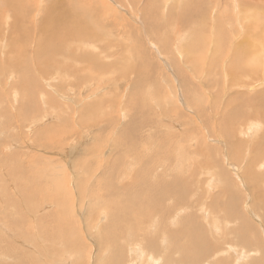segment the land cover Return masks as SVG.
I'll use <instances>...</instances> for the list:
<instances>
[{"label":"rangeland","instance_id":"374dc122","mask_svg":"<svg viewBox=\"0 0 264 264\" xmlns=\"http://www.w3.org/2000/svg\"><path fill=\"white\" fill-rule=\"evenodd\" d=\"M95 1L0 0V264H115L107 247L116 237L123 264L180 262V254L165 255L155 239L140 237L158 230L155 215L138 212L147 205L144 180L129 191L134 203L123 190L146 176L156 191L160 171L175 181L178 190L168 191L184 196L182 204L174 194L161 202L185 210L178 227L194 230L189 215L209 210L201 228L217 249L231 248L221 257L229 264L264 263V210L258 205L264 201V0ZM76 2L80 16L71 31L86 42L71 39L58 53L39 45V19L45 22L58 7L75 12ZM249 37L255 42L246 44ZM35 50L57 74L43 77ZM104 176L105 185L99 181ZM120 201L144 224L131 219L125 229L118 216L106 225ZM148 204L157 205L152 198ZM228 205L244 213L242 222L229 209L225 216L215 211ZM216 219L225 220L219 232L209 224L217 225ZM141 239L148 241L138 244ZM157 244L166 249L165 241ZM241 252L247 258L237 260Z\"/></svg>","mask_w":264,"mask_h":264},{"label":"bare ground","instance_id":"6f19581e","mask_svg":"<svg viewBox=\"0 0 264 264\" xmlns=\"http://www.w3.org/2000/svg\"><path fill=\"white\" fill-rule=\"evenodd\" d=\"M114 1V0H113ZM190 1H192V0H190ZM197 1L198 0H194V4L196 5V3H197ZM200 1V0H199ZM68 2H69V0H68ZM91 2L93 3V2H96L95 0H91ZM203 2H205V1H203ZM222 2V1H221ZM224 2V1H223ZM237 2V0L234 2V3H236ZM150 3V2H149ZM155 3L156 2H154L153 3V6L155 5ZM158 3V2H157ZM202 3V2H201ZM201 3H199V4H201ZM233 3V5H235ZM164 4H166V3H164ZM96 5V4H95ZM220 5H222V4H220ZM232 5V6H233ZM79 6H81V4L78 2H76V5H74V7L76 8L75 9V12H73L72 10H68V11H66V10H63L62 8H60V7H58L57 8V10L56 11H54V12H49V17H48V19L45 21V22H42V20L41 19H39V23H38V32H37V41L36 42H39L40 44L39 45H41L42 47L44 46V47H49L50 49H55V52L56 53H58L59 51H60V49H62L64 46L65 47H68V46H66L67 45V42L69 41V40H71V39H77L78 41H81V42H86V40L88 39V38H86L85 37V35L83 36V35H81L80 34V36L78 35V36H76V34H75V32H73V31H71V28H73L74 26H75V24L79 21V16H80V7ZM102 6V5H101ZM158 6V5H157ZM160 6V5H159ZM184 7H185V5H183ZM242 6V5H241ZM201 7V6H200ZM102 8V7H101ZM154 8V7H153ZM161 8V7H160ZM164 8V7H163ZM263 8H264V6H263ZM146 9V8H145ZM157 9H159V8H157ZM156 8H155V10H157ZM185 9H186V7H185ZM234 9V8H233ZM239 9H240V11L241 10H244L243 8H240L239 7ZM164 10V9H163ZM188 10H189V8H188ZM194 10V9H193ZM192 9L190 10V12H192L193 11ZM196 10V9H195ZM197 10H198V8H197ZM235 10V9H234ZM255 10V9H254ZM102 11V10H101ZM104 11V10H103ZM149 11V10H148ZM236 11V10H235ZM262 11H264V10H262ZM147 12V11H146ZM158 12V11H157ZM173 12V11H172ZM172 12H170V13H172ZM188 11H186V13H187ZM197 13H199V14H201L200 12V10H199V12L198 11H196ZM100 13V12H99ZM173 13H175V12H173ZM235 13V12H234ZM97 14V13H96ZM111 14L113 15V12H111ZM155 14H156V11H155ZM177 14L178 13H175V16L177 17V19L179 18L178 16L180 15H178L177 16ZM98 15H100V14H98ZM97 15V16H98ZM102 15V14H101ZM111 15V16H112ZM114 15H115V12H114ZM149 15V14H148ZM166 15V14H165ZM170 15H172V14H170ZM233 15H236V14H233ZM93 16H96L95 15V12H94V14H93ZM96 16V17H97ZM146 16V15H145ZM151 18L153 17V16H151V15H149ZM156 16H157V14H156ZM166 16H168V15H166ZM173 16V15H172ZM187 16V15H186ZM190 16V15H189ZM223 16V15H222ZM95 17V18H96ZM161 17V16H160ZM97 18H99V17H97ZM168 18V17H167ZM187 18V17H186ZM165 19V18H164ZM188 19V18H187ZM222 19V18H221ZM236 19V18H235ZM114 20H115V18H114ZM116 20H117V18H116ZM150 20V19H149ZM152 21H153V19H151ZM108 21H112V20H108ZM2 22V21H1ZM116 22V21H115ZM118 22V21H117ZM217 22H219V21H217ZM243 22V21H242ZM244 23V22H243ZM103 24V23H102ZM107 24V23H106ZM110 24V23H109ZM115 24H117V23H115ZM152 24V23H151ZM241 24V23H240ZM244 24H246V23H244ZM226 25V24H225ZM243 25V24H242ZM100 26H103V25H100ZM234 26V25H233ZM233 26H231V27H233ZM246 26V25H245ZM152 27V26H151ZM158 27V26H157ZM235 27V26H234ZM233 27V28H234ZM16 28V27H15ZM150 28V27H149ZM148 28V29H149ZM154 28H155V26H154ZM153 28V29H154ZM232 28V29H233ZM241 28H243V27H241ZM247 28V27H246ZM8 29H10V27L8 28ZM113 29V28H112ZM156 29V28H155ZM239 29V28H238ZM11 30V29H10ZM108 30V29H107ZM215 30H217V29H215ZM224 30V29H223ZM222 30V31H223ZM226 30V29H225ZM224 30V31H225ZM229 30H231V29H229ZM247 30H249V29H246V31ZM12 31V30H11ZM40 31V32H39ZM156 32H157V30H155ZM154 31V32H155ZM227 31V30H226ZM232 31V30H231ZM245 31V32H246ZM108 32H109V30H108ZM155 32V33H156ZM217 33L218 32H220V31H216ZM233 32V31H232ZM231 32V33H232ZM251 32H253V30H251L249 33H251ZM254 32H257V31H254ZM96 33V32H95ZM103 33V32H102ZM102 33H99V34H102ZM105 33V32H104ZM228 33V32H227ZM238 33H239V31H238ZM3 34V33H2ZM9 34V33H8ZM108 34V33H107ZM210 34V33H209ZM256 34V33H255ZM95 35H97V33L96 34H94V36ZM103 35V34H102ZM105 35H106V33H105ZM109 35V34H108ZM150 35V34H149ZM223 35V34H222ZM236 35V34H235ZM245 35H248V33L247 34H245ZM258 35H259V33H258ZM261 35V34H260ZM259 35V36H260ZM34 36V35H33ZM110 36V35H109ZM108 36V37H109ZM218 36H220V35H218ZM234 36V35H233ZM232 36V37H233ZM248 36H251V35H248ZM248 36H246V38H248ZM252 36H253V34H252ZM255 36V35H254ZM258 36V37H259ZM102 37V36H101ZM110 37H112V36H110ZM156 37V36H155ZM165 37V36H164ZM261 37V36H260ZM260 37L259 38H256V37H254V38H256V41L258 40V39H260ZM161 38V37H160ZM163 38V37H162ZM244 38H245V36H244ZM252 38V37H251ZM109 39V38H108ZM111 39V38H110ZM114 39V38H113ZM164 39V38H163ZM163 39H162V41H163ZM166 39V38H165ZM165 39H164V41H165ZM218 40V39H217ZM229 40V39H228ZM227 40V41H228ZM241 40V39H240ZM5 41V40H4ZM13 41H14V39H13ZM16 41V40H15ZM162 41H160V42H162ZM241 41H244L243 40V38H242V40ZM259 41L260 40H258L257 42L259 43ZM151 42V41H150ZM209 42V41H208ZM213 42V41H212ZM230 42H231V40H230ZM250 42H255L254 40H252V41H250V37H249V40H248V42H246V44H248V43H250ZM214 43V42H213ZM244 43V42H243ZM64 44H66V45H64ZM165 44V43H164ZM195 44V43H194ZM255 44H257V43H255ZM38 45V46H39ZM69 45V44H68ZM159 45H160V43H159ZM175 45H177V44H175ZM218 45V44H217ZM221 46L223 45V44H220ZM235 45V44H234ZM250 45V44H249ZM248 45V46H249ZM253 45V44H252ZM37 46V47H38ZM69 46H71V45H69ZM154 46H156L155 44H154ZM161 46H163L164 47V45H162L161 44ZM171 46H172V43H171ZM213 46H215V45H213ZM224 46V45H223ZM236 46V45H235ZM241 46V45H240ZM246 46V45H245ZM251 46V45H250ZM167 48H168V46H166ZM177 47H178V45H177ZM188 47V46H187ZM242 47V46H241ZM241 47H239V48H241ZM147 48V47H146ZM145 48V49H146ZM183 48H186V47H183ZM215 48V47H214ZM217 48V47H216ZM238 48V49H239ZM64 49V48H63ZM160 49V48H159ZM188 49H190L189 47H188ZM194 49V48H193ZM242 49H243V47H242ZM241 49V50H242ZM158 50V49H157ZM171 51H169L168 50V52H170V53H172V49H170ZM211 50V49H210ZM216 50V49H215ZM214 50V51H215ZM36 51V50H35ZM34 51V52H35ZM72 51V50H71ZM155 51V50H154ZM159 51H161V50H159ZM163 51H164V48H163ZM181 51V50H180ZM179 51V52H180ZM183 51H185V50H183ZM194 51H196V50H194ZM33 52V53H34ZM22 53V52H21ZM41 53H43V51H41L40 53H37V51H36V53H35V55H36V59H39L40 61H36V63H38V62H41L40 63V65H39V70H40V72L44 75L43 77H45V76H48V77H46V78H49V75H50V77H51V75H53L54 73L55 74H57V69L54 67V66H52L51 65V60L48 62V61H46L44 58H42V55H40V56H38V54H41ZM46 53H48V52H46ZM72 53V52H71ZM136 53V52H135ZM161 53V52H160ZM178 53V52H177ZM51 54H54V53H51ZM168 54V53H167ZM173 54V53H172ZM180 55H181V53H179ZM194 54H196V53H194ZM261 54H262V52H261ZM14 55V54H13ZM138 55H139V53H138ZM154 55V54H153ZM156 55V54H155ZM174 55V54H173ZM206 55V54H205ZM15 56V55H14ZM32 56H34V55H32ZM106 56V55H105ZM141 56V55H140ZM142 56H146V55H142ZM182 56V55H181ZM16 57H18V56H16ZM108 57V56H107ZM174 57V56H173ZM176 57V56H175ZM217 58H218V56H216ZM239 57L241 58L242 56H240L239 55ZM260 57H263V56H260ZM46 58V57H45ZM146 57H144V59H145ZM177 58H179V57H177ZM176 58V59H177ZM184 58V57H183ZM197 58V57H196ZM217 58H215V59H217ZM68 59H70V57H68ZM74 59H75V57H74ZM77 59V58H76ZM81 59V58H80ZM80 59H78V60H80ZM86 59V58H85ZM173 59H175V58H173ZM186 59V58H185ZM27 60V59H26ZM71 60H72V58H71ZM82 60V59H81ZM80 60V61H81ZM182 60V59H181ZM228 60H230V58L228 59ZM237 60V59H236ZM61 61H63V59L61 60ZM88 61V60H87ZM140 61V60H139ZM147 61V60H146ZM175 61V60H174ZM177 61H180V60H177ZM231 61V60H230ZM71 62V61H70ZM141 62V61H140ZM191 62V61H190ZM213 62H215V60L214 61H212L211 63H213ZM218 62V61H217ZM232 62V61H231ZM233 62H236V61H233ZM232 62V63H233ZM260 62V61H259ZM64 63V62H63ZM146 63H148V62H146ZM150 63V62H149ZM261 63V62H260ZM59 64L60 63H58L57 64V66H59ZM93 64V63H92ZM178 65H179V63H177ZM184 64V63H183ZM218 64V63H217ZM227 64V63H226ZM67 65V64H66ZM65 65V66H66ZM70 66H71V64H69ZM147 65V64H146ZM182 65V64H181ZM229 65H231V63H229ZM252 65V64H251ZM261 65V64H260ZM41 66H43V67H41ZM69 66V67H70ZM182 66H184V65H182ZM210 66V65H209ZM63 67H64V65H63ZM62 67V68H63ZM69 67H68V69H69ZM185 67V66H184ZM189 67V66H188ZM216 67V66H215ZM252 67H253V65H252ZM24 68H26V67H24ZM59 69H60V67H58ZM66 68V67H65ZM89 68V67H88ZM118 68H120V67H118ZM256 68V67H255ZM138 69V68H137ZM182 69V68H181ZM179 70H180V68H179ZM206 70V69H205ZM4 71V70H3ZM13 72H15L16 74H18V68H14L13 70H12ZM30 71H33V70H30ZM36 71L39 73V71L36 69ZM56 71V72H55ZM182 72H183V70H182ZM234 72H237V71H234ZM1 73V72H0ZM222 73H224L225 74V72H222ZM239 73V72H238ZM261 73V72H260ZM264 73V72H263ZM36 75V74H35ZM39 75H40V73H39ZM221 75V74H220ZM214 76V75H213ZM234 76V75H233ZM235 76H237V75H235ZM234 76V77H235ZM42 77V78H43ZM189 77V76H188ZM215 77V76H214ZM20 78V77H19ZM25 78V77H24ZM23 78V79H24ZM36 78V77H35ZM38 78V77H37ZM53 79H54V77H52ZM208 78V77H207ZM45 79V78H44ZM133 79V78H132ZM24 80H26V79H24ZM43 80V79H42ZM216 80V79H215ZM27 81V80H26ZM46 81V80H45ZM44 81V82H45ZM180 81V80H179ZM252 81V80H251ZM260 81V80H259ZM38 82V81H37ZM49 82H50V80H49ZM143 82V81H142ZM253 82V81H252ZM258 82V81H257ZM38 84V83H37ZM47 84H48V82H47ZM91 84H92V82H91ZM172 84V83H171ZM186 84H189V82L187 81L186 82ZM32 85H33V82H32ZM49 85V84H48ZM173 85H175V84H173ZM184 85V84H183ZM241 85V84H240ZM248 85V84H247ZM35 86V85H34ZM33 86V87H34ZM176 86V85H175ZM253 86V85H252ZM19 87V86H18ZM100 87V86H99ZM138 87V86H137ZM185 87V86H184ZM50 88V87H49ZM35 89V88H34ZM40 89V88H39ZM193 89V88H192ZM204 90V89H203ZM206 91V90H205ZM221 91V90H220ZM197 91L195 90V92L194 93H196ZM261 92H264V90H261ZM32 93H33V91H32ZM159 93V92H158ZM161 93H164V92H161ZM209 93V92H208ZM177 94V93H176ZM29 95V94H28ZM45 95V94H44ZM166 95V94H165ZM212 95V94H211ZM174 96V95H173ZM30 97V96H29ZM101 97V96H100ZM42 98V97H41ZM175 98H176V96H175ZM212 98V97H211ZM44 99V98H43ZM45 100V99H44ZM43 100V101H44ZM205 101V100H204ZM121 102V101H120ZM215 102V101H214ZM97 103V102H96ZM264 103V102H263ZM45 104H47V103H45ZM54 104V103H53ZM259 104V103H258ZM35 105L37 106V104L35 103ZM48 105V104H47ZM238 106V105H237ZM260 106H261V104H260ZM40 107V106H39ZM39 107H37V108H39ZM216 109V108H215ZM230 109V108H229ZM82 110V109H81ZM229 111H231V110H229ZM236 112V111H235ZM82 114H83V112H81ZM85 113V112H84ZM228 113V112H227ZM260 113V112H259ZM223 115V114H222ZM235 115V114H234ZM261 115V114H260ZM231 116V115H230ZM230 116H229V118H230ZM233 119H234V116H233ZM227 125V124H226ZM253 125V124H252ZM251 126V125H250ZM253 127V126H252ZM255 127V126H254ZM248 129V128H247ZM252 131V130H251ZM151 133V132H150ZM247 133H249L248 131H247ZM246 133V134H247ZM253 133V132H252ZM167 134V133H166ZM152 135V134H151ZM162 136V135H161ZM250 136H252V134L250 135ZM153 136H151V138H152ZM170 138H171V136H169ZM168 138V137H167ZM175 138H176V135H175ZM165 139V138H164ZM235 139H239V138H237V137H235ZM155 140V139H154ZM162 140V139H161ZM179 140V139H178ZM234 140V139H233ZM157 141V140H156ZM176 141V140H175ZM103 144V143H102ZM149 144V143H148ZM159 145H160V143H158ZM231 144V143H230ZM238 144V143H237ZM101 146V145H100ZM158 146V145H157ZM147 147V146H146ZM153 147V146H152ZM214 147V146H213ZM238 147V146H237ZM204 148H206V147H204ZM147 149H149L148 147H147ZM154 149V148H153ZM161 149V148H160ZM207 149V148H206ZM232 149V148H231ZM236 149V148H235ZM234 149V150H235ZM144 150H146V149H144ZM152 150V149H151ZM208 151H209V149H207ZM215 150V149H214ZM239 151V150H238ZM146 152V151H145ZM155 152V151H154ZM234 152H236V151H234ZM233 152V153H234ZM258 152V151H257ZM101 153H103V152H101ZM142 153V152H141ZM141 153H139V155L141 154ZM148 153V152H147ZM144 154L145 153H143L142 155L144 156ZM210 154V153H209ZM146 155V154H145ZM143 156L142 157H140V158H143ZM237 156V155H236ZM138 157V156H137ZM149 157V156H148ZM163 157V156H162ZM135 158H136V156H135ZM134 158V159H135ZM144 159V158H143ZM164 159V158H163ZM141 160V159H140ZM144 160H149V159H144ZM144 160H142V162L143 163H145V161ZM264 160V159H263ZM150 161V160H149ZM209 162V161H208ZM116 163V162H115ZM136 163V162H135ZM150 163V162H149ZM120 164V163H119ZM145 164H147V163H145ZM134 165V164H133ZM139 165V164H138ZM120 166V165H119ZM122 166V165H121ZM127 166V165H126ZM115 167V166H114ZM250 167H251V165H250ZM127 169H128V166H127ZM137 169V168H136ZM171 169V168H170ZM162 170V169H161ZM164 170V169H163ZM165 171V170H164ZM174 171V170H173ZM124 172V171H123ZM151 174H152V171L150 172ZM155 173V172H154ZM135 174V173H134ZM158 174V173H157ZM129 175V174H128ZM141 175V174H140ZM193 175V174H192ZM228 175V174H227ZM156 176H158V175H156ZM173 177H175L174 175H172ZM189 176V175H188ZM145 177L146 176H143V177H141V176H139V177H137L136 179H134L131 183H129L128 185H127V187L126 188H123V190H125L126 191V196H127V198H129V203H134L133 202V199H132V196L129 194V191L131 190V189H133L134 187H135V185H138L140 182H141V180H144L143 182H144V190L146 191V192H144V191H142L143 192V194H145L146 195V197H147V205H146V208L145 209H143V210H138V212H141V213H143V216L145 215V216H148L149 217V219H150V217L151 216H156V220H157V222L155 223V225H157L158 226V230H155L154 229V231H155V233H152V234H150V232H147V233H145V234H143V235H141L142 233H144L143 232V228H142V231L139 233V236L140 237H142V238H150L151 240H153V239H155V241H156V246H157V248L158 249H161V251H162V253L164 252L165 253V255L166 254H169V255H175V254H180V258H178L177 260H179L180 259V262H176V263H172V262H174L172 259L171 260H169V261H167L168 263L167 264H211V262H212V264H229V262L230 261H228L227 259H225V258H223V256L221 257L220 255H222V254H226L227 253V251H230V249L231 248H226V249H217L218 247H216L215 245H213V243H212V241L209 239V237L208 236H206L205 235V232H204V228L202 229L201 227H202V225H201V220H203V222H204V218H206V219H208L207 217L210 215V213L211 212H209V210H204L205 211V213H204V215H203V217H202V215L201 214H199L197 211H199L200 210V213H201V211L204 209V208H198L192 215H189V216H191V220H189V221H192L193 222V224H194V230H192V229H190V227L189 228H186L185 227V225L183 224V227H178V224H182V222L181 221H179L180 219H182L183 217H184V214H183V212L185 211H181V210H179L178 209V207H169V206H165V205H163V204H161V202L166 198V196H171L172 197V194H174V192L173 191H168V190H175V189H177L176 188V185H175V181L174 180H172V181H168L167 179H168V177H167V175H165L164 173H162L161 171H160V174H159V176L158 177H156L157 179L156 180H158L157 182H160L161 183V185H160V187H159V189H157L156 191H155V188H154V186H153V184L152 183H150L148 180V177H146V179H145ZM167 177V178H166ZM129 178V177H128ZM152 178V177H151ZM187 178V177H186ZM197 178V177H196ZM194 179V178H193ZM216 179V178H215ZM221 179V178H220ZM113 180H115V181H113V184H117L116 182H117V180L115 179V178H113ZM206 180V179H205ZM209 180H210V178H209ZM100 182H103L104 183V185L106 184V182L108 181V179H107V177L106 176H104V178H102L101 180H99ZM112 181V180H111ZM208 181V180H207ZM211 182H212V180H210ZM214 181V180H213ZM223 181H224V179H223ZM186 182V181H185ZM219 182V181H218ZM231 182H232V180H231ZM124 183V182H123ZM181 183V182H180ZM192 183V182H191ZM193 183H194V181H193ZM133 184V185H132ZM99 185V183H96V185L94 186L95 187V190H99L100 189V186H98ZM104 185L102 186V189H103V187H104ZM184 185V184H183ZM183 185L182 186H180L181 187V189H183L184 187H183ZM191 185V184H190ZM189 184H188V186L191 188L192 186H190ZM228 185V184H227ZM231 185H233V184H231ZM230 185V186H231ZM218 186V185H217ZM220 186H223V185H220ZM220 186H218V187H220ZM229 186V185H228ZM139 188L141 187V186H138ZM183 187V188H182ZM225 188V187H224ZM102 189H101V191H102ZM137 189V188H136ZM185 189V188H184ZM226 189V188H225ZM151 191V192H148V191ZM178 190V189H177ZM176 190V191H177ZM207 190V189H206ZM222 190H223V188H222ZM101 191H99L98 193H96L95 195L97 196ZM125 191H123V192H125ZM175 191V192H176ZM190 191H191V189H190ZM232 191V190H231ZM138 194H140V192L138 191L137 192ZM180 193V192H179ZM178 193V194H179ZM187 193V192H186ZM203 193V192H202ZM223 193H229V192H227V190H225V191H223ZM124 194V193H123ZM206 194V193H205ZM12 195V194H11ZM175 196L177 195V194H174ZM184 195H188L189 196V194H184ZM194 195H196V193H194ZM198 195V194H197ZM196 195V196H197ZM214 195V194H213ZM144 196V195H143ZM200 196H202V194L200 195ZM210 196V195H209ZM134 197V196H133ZM137 197V196H136ZM170 197V198H171ZM190 197V196H189ZM204 197V196H203ZM154 199L155 201H156V203H157V205L155 206V207H151L149 204H148V201L150 200V199ZM173 198V197H172ZM171 198V199H172ZM176 198H177V203H179V204H182L184 201H182L183 200V198H184V196H176ZM193 198V197H192ZM200 198H202V197H199L198 199H200ZM216 198V197H215ZM108 199H109V202H115L116 200H115V198H114V196H110V197H108ZM197 199V200H198ZM232 199V198H231ZM189 200V199H188ZM190 200H191V198H190ZM233 200V199H232ZM185 201H186V199H185ZM201 201H204V200H201ZM260 201V200H259ZM141 202V201H140ZM172 202V201H171ZM208 202V201H207ZM143 202H141V204H142ZM163 203V202H162ZM201 203V202H200ZM202 203H204V202H202ZM209 203H210V201H209ZM251 203V202H250ZM117 204H120V206H117L116 208H115V206L117 205ZM127 204L128 203H125V202H118V203H116L115 205H114V209L112 210V211H110L108 214H107V223H106V225L107 224H109L110 222L113 224L114 222H116V221H118L117 220V218H118V216L119 217H121L123 220H126L125 221V224H122L123 225V227L126 229V227L128 226V225H131L132 224V221H131V219H133V220H140V221H142L143 222V224H144V221H143V219H142V217H141V215H136V216H134L136 219H134V217H131V213L129 214V212H128V210H127ZM141 204H140V206H141ZM194 205V204H193ZM204 205V204H203ZM237 205V204H236ZM254 205V204H253ZM263 210H264V201H260V204H258ZM136 206V205H135ZM200 206V205H199ZM203 207V206H202ZM134 208V207H133ZM143 208V207H142ZM177 208V209H176ZM136 209H139L138 208V206L136 207ZM224 209H229L230 210V213L232 214L231 216H234V218H238V219H240L241 220V222H242V215L244 214L243 212H238L235 208H231V206L230 205H228V207L226 208V207H223V208H217V209H215V211L217 212V213H219L218 215L219 216H221L222 214H224V213H226V211H223ZM254 209H256L255 207H254ZM190 210V209H189ZM212 210V209H211ZM236 210V211H235ZM224 212V213H223ZM181 213L183 214V215H181ZM202 213V214H203ZM128 214H129V216L130 217H128ZM140 214V213H139ZM212 214V213H211ZM234 214V215H233ZM255 214V213H254ZM195 216V217H194ZM201 218H199V217ZM224 216H225V214H224ZM173 217V218H172ZM193 218H195V219H197L198 220V222H196V221H194L193 220ZM233 218V217H232ZM232 218H230V220L232 219ZM212 219V218H211ZM218 219V218H217ZM217 219H216V221H217ZM225 219V218H224ZM213 220V219H212ZM222 220H223V218H222ZM235 220H237V219H235ZM188 221V224H190L191 222H189ZM215 222V221H214ZM224 222H225V220H224ZM223 221L222 222H220V223H218V221L216 222V223H218L217 225L214 223V224H211V223H209L210 224V227L212 226V225H214V227L213 228H215V229H217V231L219 232V228H221V227H223V223H224ZM240 221H239V223H241ZM184 223V222H183ZM227 223V222H226ZM237 223V222H236ZM229 224V223H228ZM36 225V224H35ZM134 225H136V224H134ZM242 225H245L244 227L246 228V225L248 226L249 224L248 223H246V224H244V222L242 223ZM242 225H240V230H241V228H244ZM208 226V225H207ZM237 226V225H236ZM258 226V225H257ZM102 229H104V227H102ZM130 229V228H129ZM128 230V229H127ZM126 230V231H127ZM229 230V229H228ZM233 230H235L234 228H233ZM239 230V231H240ZM257 230V229H256ZM118 231V230H117ZM120 231V230H119ZM211 231V230H210ZM254 231H255V229H254ZM202 232V237H200V233ZM223 232V231H222ZM227 232H229V231H227ZM134 233V232H133ZM233 233V232H232ZM130 234V233H129ZM229 234V233H228ZM231 234V233H230ZM229 234V235H230ZM242 234H244V233H242ZM256 234V233H255ZM224 235H225V231H224ZM247 236V235H246ZM160 237H162V238H160ZM241 237V236H240ZM229 238V237H228ZM160 239H161V241H162V243H164V241H165V244H166V249H164L163 248V246L160 244V245H158L157 244V240H159L160 241ZM120 240V239H119ZM146 241H148V240H145V239H141V240H138L137 242H138V244H143V243H145ZM222 241V240H221ZM248 241V240H247ZM216 242V241H215ZM248 243V242H247ZM262 243V242H261ZM119 244V241H118V237H116V243H115V241L113 240L111 243L109 242V248L107 247V249H108V252L110 253V255L109 256H111V255H113L114 256V258H115V264H123V260H124V258H126L125 257V255L123 256L122 254H119V251L121 250V248H120V246L118 245ZM133 244H135V243H133ZM223 244V243H222ZM227 244V243H226ZM263 244V243H262ZM256 245H260V243L258 242V244H256ZM218 246H219V244H218ZM223 246H225V245H223ZM262 246V245H261ZM103 246L101 245V248H102ZM165 247V246H164ZM258 247V246H257ZM263 247V246H262ZM104 248V247H103ZM147 248V247H146ZM151 248V247H150ZM221 248V247H220ZM222 248H224V247H222ZM232 250H234V249H232ZM260 250V249H259ZM264 250V249H263ZM256 251H257V249H256ZM138 252H140V251H138ZM208 252H210L211 254L209 255V257H210V259L209 260H206L207 258H204L207 254H208ZM105 253H107V252H105ZM104 252L102 253V254H105ZM252 254V253H251ZM236 255V254H235ZM263 255V254H262ZM99 256V255H98ZM225 256V255H224ZM227 256V255H226ZM240 256L241 257H238L237 258V260H240L239 258H242V259H245V258H247V256L245 255V254H243L242 252L240 253ZM250 256V255H249ZM221 257V258H220ZM100 258H98V260H99ZM102 259V258H101ZM100 259V260H101ZM219 259V260H218ZM262 259V258H261ZM204 260H206V262L205 263H202V262H204ZM216 261V262H215ZM262 261H264V260H262ZM79 263V262H78ZM235 263H237L236 261H235ZM246 263H247V261H246ZM125 264V263H124ZM127 264V263H126ZM261 264H264V263H261Z\"/></svg>","mask_w":264,"mask_h":264}]
</instances>
